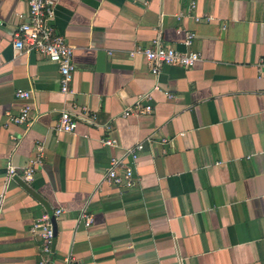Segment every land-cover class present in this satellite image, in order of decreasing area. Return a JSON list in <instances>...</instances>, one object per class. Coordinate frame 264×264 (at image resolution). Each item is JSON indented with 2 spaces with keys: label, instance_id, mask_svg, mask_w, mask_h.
<instances>
[{
  "label": "crops",
  "instance_id": "0c3cea01",
  "mask_svg": "<svg viewBox=\"0 0 264 264\" xmlns=\"http://www.w3.org/2000/svg\"><path fill=\"white\" fill-rule=\"evenodd\" d=\"M56 2L75 67L66 96L54 64L13 47L26 3L0 0V264H41L29 227L58 208L45 264L69 254L76 264H264V0ZM185 30L201 55L192 69L153 74L129 55L154 39L183 50ZM136 103L151 113L123 117ZM25 105L28 128L11 121ZM64 110L74 133L54 130ZM139 142L133 186L114 187L112 159ZM35 159L32 182L5 178L7 164Z\"/></svg>",
  "mask_w": 264,
  "mask_h": 264
},
{
  "label": "built area",
  "instance_id": "2783aa9c",
  "mask_svg": "<svg viewBox=\"0 0 264 264\" xmlns=\"http://www.w3.org/2000/svg\"><path fill=\"white\" fill-rule=\"evenodd\" d=\"M27 5V13L25 16L20 15L22 22L16 27L14 33L13 47L16 51H24V53H37L44 56L50 63L57 67L60 74L59 85L60 92L66 96L70 94V84L74 71L72 61V48L66 39L59 35L53 25L56 0H23ZM194 3L191 4V8ZM182 35L183 50L164 44L159 39H154L150 47L131 52L129 55L134 56L140 53L149 69L153 74H158L165 66L180 67L182 69H192L201 61V55L191 49L195 33L189 30L180 31ZM259 72L264 81V59L259 61ZM32 90L17 89L15 96L23 101L32 98ZM72 110H64L60 113L57 123L54 125L56 132L74 133L77 129L78 122L76 117L72 115ZM151 106L149 104L141 105L136 103L123 113V117L138 114H150ZM80 115L88 121L93 122L94 117L86 109L80 111ZM79 117V116H78ZM36 118L31 117V106L25 105L20 109L19 115L13 117L11 121L16 124L30 127ZM103 145L114 146L115 141L105 139ZM143 149L141 142L129 148L125 152L123 159H112L110 167L107 169L105 179L114 187L129 189L133 186V173L130 165L135 164L139 153ZM40 152L41 148L37 147ZM129 157L126 162L124 159ZM39 162V161H38ZM37 160H31L24 167H17L7 164L5 167V178L11 180L20 178L26 183L33 181L35 175ZM61 209H55L52 214L43 213L39 218L35 219L30 227L31 236L37 237L40 242V253L44 257L41 264L50 262V256L54 253L55 246V229L54 222L60 218ZM79 222L84 228H89L93 222L92 216L85 213L81 214ZM60 264H76L72 255L63 258Z\"/></svg>",
  "mask_w": 264,
  "mask_h": 264
}]
</instances>
